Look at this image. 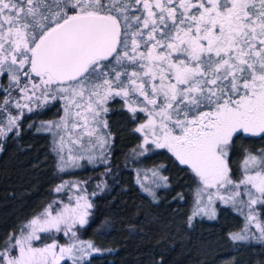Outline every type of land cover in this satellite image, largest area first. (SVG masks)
Masks as SVG:
<instances>
[{
    "label": "snow or ice",
    "instance_id": "1",
    "mask_svg": "<svg viewBox=\"0 0 264 264\" xmlns=\"http://www.w3.org/2000/svg\"><path fill=\"white\" fill-rule=\"evenodd\" d=\"M0 76L8 80L0 86V141L20 135L25 110L61 100L59 121L36 129L57 130L58 170L95 163L97 148L107 164V103L119 97L133 120L145 114L134 129L139 154L148 145L167 149L198 181L188 226L197 215L215 219L219 200L245 215L244 228L228 238L264 245V150L245 155L239 181L229 168L237 136L264 138V0H0ZM152 176L167 187L158 169ZM91 208L82 195L55 211L48 205L9 234L0 264H84L101 251L77 236ZM52 232L68 242L33 245Z\"/></svg>",
    "mask_w": 264,
    "mask_h": 264
},
{
    "label": "trees",
    "instance_id": "2",
    "mask_svg": "<svg viewBox=\"0 0 264 264\" xmlns=\"http://www.w3.org/2000/svg\"><path fill=\"white\" fill-rule=\"evenodd\" d=\"M7 84V77L0 76V86ZM117 102L106 115L105 131L111 134L105 151L108 163L81 160L70 173L87 184L105 186L101 190L97 185L95 195L89 197L88 223L79 229L82 238L101 249L84 264H264V245L234 243L228 238L243 222L231 207L218 206L215 219L195 216L188 226L197 181L166 151L138 154V166H153L167 177V187L155 188V199L141 190L134 179L137 162L129 159L140 137L129 113ZM59 110L56 101H49L43 108L25 112L20 135L9 133L0 141V245L53 204V187L66 176L57 168L52 134L36 130ZM261 150L264 138L237 136L229 150L231 174L238 176L247 153ZM259 210L264 222V211Z\"/></svg>",
    "mask_w": 264,
    "mask_h": 264
},
{
    "label": "rangeland",
    "instance_id": "3",
    "mask_svg": "<svg viewBox=\"0 0 264 264\" xmlns=\"http://www.w3.org/2000/svg\"><path fill=\"white\" fill-rule=\"evenodd\" d=\"M115 100H118V104H119V106L122 108V109H124V110H126L127 111V108L124 106V103H123V101L119 98V97H115V98H113V99H111V100H109L108 101V103H107V107L110 109V106H112V103H113V101H115ZM49 101H53V100H49ZM48 101V102H49ZM56 102H57V105L59 106V108H60V110H59V113H58V115L57 116H55V117H53V118H50V119H48V120H46V121H44V122H47V121H59V119H60V117L61 116H63L64 115V111H63V107H62V105H63V101H61V100H55ZM11 111L13 112V113H15L16 112V109H11ZM25 112H27L26 110H25ZM128 112V111H127ZM129 113V112H128ZM129 116H130V118L132 119V114L131 113H129ZM146 119V117H145V114L144 113H137V119H135V120H133L134 121V127H133V129H135L140 123H142L144 120ZM54 131H57V130H55V129H53V131H48V132H50L51 134H52V142H53V140H54V136H53V132ZM137 133V132H136ZM62 134L63 135H65V138L67 139L68 137H67V133H64V132H62ZM243 134V133H242ZM137 135H139V137H140V140H139V143L137 144V147H136V149H135V152H133L131 155H130V160H132V161H136L137 162V164H136V166L134 167V179H135V181H136V183H137V185L141 188V190L142 191H144V192H146L145 190H144V188L145 187H151L152 188V190L154 191L155 190V188L157 187L156 186V184H154L153 183V180L155 179L153 176H152V170L153 169H158V168H155V167H153V166H145V165H143V166H138V154L141 152V151H143V149H140L139 148V146L141 145V143H142V136H141V134L140 133H137ZM245 135V134H244ZM55 139H59V137L57 136V137H55ZM85 140H87V137H85ZM109 143H110V140H109ZM109 145V144H108ZM107 145V146H108ZM107 146H106V148H107ZM148 147V151H146V152H144V154L146 155V154H150V153H152L153 151H155V150H164V151H166L167 153H169L168 151H167V149H157V148H155L153 145H148L147 146ZM79 148H80V146L79 145H75L74 146V150L75 151H79ZM54 150V149H53ZM55 152V151H54ZM55 154H56V152H55ZM66 155H67V152L65 153ZM99 154H100V149L99 148H97L96 149V155H97V161L96 162H98V163H101L100 162V156H99ZM171 156H172V154L171 153H169ZM252 154H254V155H257V154H259V153H252ZM173 157V156H172ZM56 159H57V162H58V156L56 155ZM173 159L175 160V158L173 157ZM244 160V159H243ZM81 161V160H80ZM79 161V162H80ZM85 161H87L86 159H85ZM176 161V160H175ZM88 162V161H87ZM134 163V162H133ZM242 163H243V161H242ZM242 163H241V166H240V168H239V172H238V176L237 177H234L232 174H231V170H230V174H231V177H232V179L234 180V181H239L241 178H242V175H243V171H242ZM79 166H80V163H79ZM79 166H72L71 164H69L66 168H65V170L64 171H62L63 173H65L66 174V176H65V178H63V179H61V181H59L54 187H53V191H54V193H55V198H54V201H53V204H52V208H53V210L55 211V210H57V209H59V208H61L62 206H63V204H75V201H76V198H77V196H85L86 198H87V200H88V202H89V197L95 192V189H96V186L98 185V184H95L94 182H91V184L89 185V184H87V182H86V180H84V179H80V178H76V177H72V176H70V173L73 171V170H75V169H77V168H79ZM190 173H191V171L186 167V166H184ZM230 168V167H229ZM159 170V169H158ZM159 174H160V176H163V177H165L164 175H162L161 174V172H160V170H159ZM192 174V173H191ZM193 175V174H192ZM193 177H194V175H193ZM195 178V177H194ZM195 180H196V178H195ZM197 181V180H196ZM65 182H67V186L64 188V190L63 191H61V192H56L54 189L58 186V185H61V184H64ZM78 185V186H77ZM197 187H198V181H197V185H196V188H195V192H196V189H197ZM209 191H212V192H215V189H210ZM222 192L224 191V190H221ZM195 192H194V202H193V212H194V210H195V208H196V204H195ZM146 193H148V192H146ZM71 197V199H69ZM244 199H246V197H244ZM204 200L206 201L207 200V195L205 194V196H204ZM221 205H223V206H229V207H231L232 209H234L235 211H237V212H239L236 208H234L231 204H227V205H225V204H223L222 202H220L219 200H215L214 201V204H213V207L215 208V210L217 209V207L218 206H221ZM258 211H260L259 210V208H258ZM193 212L191 213V215L193 214ZM240 213V212H239ZM244 213L246 214L247 213V209H244ZM241 214V213H240ZM197 216H204V215H197ZM241 216H242V218H243V222H242V226H241V228L238 230V231H240L241 229H243L244 228V226H245V215H242L241 214ZM205 217H207V216H205ZM31 219V218H30ZM260 219H261V216H260ZM261 221H262V219H261ZM27 222V221H26ZM25 222V223H26ZM263 222V221H262ZM250 228H251V231H253V232H255L256 231V229H255V226L254 225H252V226H250ZM79 229H80V226L79 225H77V227H76V231H77V236L79 237V239H81V240H83V241H88V240H86V239H84V238H82L81 237V235L79 234ZM20 231V230H19ZM19 231L17 232V234L19 233ZM237 231V232H238ZM41 235V240H39V241H33V245L34 246H36V247H42L44 244H46V243H51V241H52V239H55V240H57L58 241V243H60V244H65V243H67L68 242V240H69V237L68 236H65L64 235V233L63 232H59V233H57V232H52L51 234H48V233H41L40 234ZM6 247V245H5V242L3 243V244H1L0 245V251H2L4 248ZM17 253H16V251L15 250H13L12 252H11V255H16ZM67 262H69V263H71L70 261H67Z\"/></svg>",
    "mask_w": 264,
    "mask_h": 264
}]
</instances>
